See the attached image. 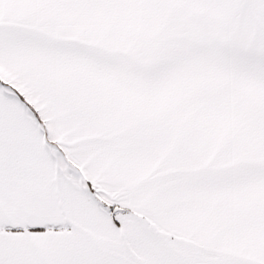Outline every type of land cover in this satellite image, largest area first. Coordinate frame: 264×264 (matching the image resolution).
<instances>
[{"label": "snow or ice", "instance_id": "6c2138e0", "mask_svg": "<svg viewBox=\"0 0 264 264\" xmlns=\"http://www.w3.org/2000/svg\"><path fill=\"white\" fill-rule=\"evenodd\" d=\"M0 264H264V0H0Z\"/></svg>", "mask_w": 264, "mask_h": 264}]
</instances>
